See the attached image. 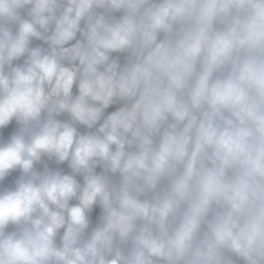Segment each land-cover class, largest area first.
Returning a JSON list of instances; mask_svg holds the SVG:
<instances>
[{"label": "clouds", "instance_id": "1", "mask_svg": "<svg viewBox=\"0 0 264 264\" xmlns=\"http://www.w3.org/2000/svg\"><path fill=\"white\" fill-rule=\"evenodd\" d=\"M0 264H264V0H0Z\"/></svg>", "mask_w": 264, "mask_h": 264}]
</instances>
